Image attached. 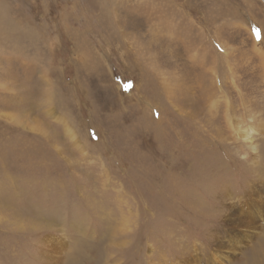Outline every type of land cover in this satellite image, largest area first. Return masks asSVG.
<instances>
[{
    "label": "rangeland",
    "instance_id": "1",
    "mask_svg": "<svg viewBox=\"0 0 264 264\" xmlns=\"http://www.w3.org/2000/svg\"><path fill=\"white\" fill-rule=\"evenodd\" d=\"M0 5V264L264 248V212L247 210L229 259L209 249L264 185V0Z\"/></svg>",
    "mask_w": 264,
    "mask_h": 264
},
{
    "label": "bare ground",
    "instance_id": "2",
    "mask_svg": "<svg viewBox=\"0 0 264 264\" xmlns=\"http://www.w3.org/2000/svg\"><path fill=\"white\" fill-rule=\"evenodd\" d=\"M1 6V5H0ZM4 10V9H2ZM1 32V31H0ZM15 40V39H14ZM1 46V45H0ZM175 82V81H174ZM168 87V86H167ZM22 144V143H21ZM23 146V145H21ZM10 149V148H9ZM24 149V148H23ZM172 150V149H171ZM172 153V152H171ZM25 154V153H24ZM174 154V153H173ZM17 156V155H16ZM171 163V162H170ZM262 171V170H261ZM228 174V172H227ZM262 178H264V173L262 174V176H260ZM227 184L228 183H223L222 184V188L217 186L215 188V191H213V189L211 188L210 193L213 194L214 192L216 193L217 192V188H219L218 192H219V196L221 195V197H223L225 194L226 196H230V192H228L227 190ZM157 187V186H156ZM161 187V185H160ZM185 187V186H184ZM162 188V187H161ZM191 188V187H190ZM252 188V187H251ZM251 188H249L248 192H246L244 194V197L243 195H241V199L239 198V200H236V203L234 205H230L228 210H227V221L225 226H224V229H223V232H224V237L227 236L229 237L230 239L227 240L226 242L222 241V238L224 237H217V234L216 235H211L212 236V240L213 242L211 241L212 245L211 247L209 248L211 250V256L213 257L214 254H217L218 257H227V259H229V255L226 256V254L224 253V251L227 250V247L229 248L230 246V243H233L234 239L236 238L233 237V234H230V233H227L228 229L229 228H238V231L237 232H242L243 229L242 228H248V225L246 224V222L243 220L242 216L244 213L247 212V210H250V211H253L254 212V215H256L257 217H259L260 214H262V212H264V185H262L259 190H252L251 191ZM176 189V188H175ZM231 189V188H229ZM161 190V189H160ZM168 190V189H167ZM222 190V191H221ZM163 191V190H162ZM195 191V190H194ZM226 191V193H225ZM42 192V191H41ZM159 192V191H158ZM164 193V192H163ZM167 193V192H166ZM171 193V192H170ZM176 193V192H174ZM178 193V192H177ZM180 193V192H179ZM263 193V194H262ZM169 194V192H168ZM159 195V194H158ZM157 195V196H158ZM163 195V194H161ZM172 197V195H170ZM176 196V195H175ZM249 196V200L247 201L246 197ZM179 198V196H177ZM173 198V197H172ZM193 199L196 198V197H192ZM246 198V199H245ZM43 199V198H42ZM161 199V198H159ZM169 199V198H168ZM174 199V198H173ZM176 199V198H175ZM164 199H162L163 201ZM168 201V200H167ZM166 201V202H167ZM160 202V201H159ZM4 204V203H3ZM162 204H165V203H162ZM13 208V207H12ZM74 210V209H73ZM257 214H256V213ZM234 222V223H232ZM231 225V227H230ZM247 225V226H245ZM115 230V229H114ZM115 232V231H114ZM244 233V232H243ZM117 235V234H116ZM110 237V236H109ZM233 237V238H232ZM243 237V236H242ZM113 238V237H112ZM107 239V238H106ZM116 239V238H115ZM114 239V240H115ZM110 240V239H109ZM239 240V239H238ZM113 241V240H112ZM117 242V241H116ZM228 242V243H227ZM238 243V242H237ZM248 244V243H247ZM246 244V245H247ZM210 246V245H209ZM233 246V245H232ZM231 246V247H232ZM258 249V248H257ZM263 254H261L262 252ZM193 252H196V249L194 250L193 249ZM252 253L250 254V256L247 258L249 262L251 263H254L255 260L257 259V255L259 257L258 261L257 262H262V260H264V248L260 249L259 250H256L255 248L251 251ZM261 254V257L260 255ZM256 255V257H254ZM222 259V258H221ZM198 260H200V258L198 257L197 254L193 255L192 257H190L187 261H185V263L187 264H193L194 262H197ZM183 261V260H182ZM247 261L243 262L242 264H248ZM181 262V261H180ZM213 263V262H212Z\"/></svg>",
    "mask_w": 264,
    "mask_h": 264
}]
</instances>
